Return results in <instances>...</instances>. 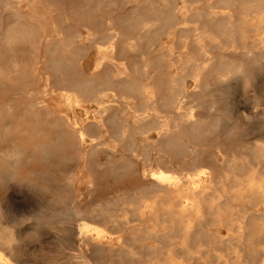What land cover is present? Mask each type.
<instances>
[{"label":"bare ground","instance_id":"6f19581e","mask_svg":"<svg viewBox=\"0 0 264 264\" xmlns=\"http://www.w3.org/2000/svg\"><path fill=\"white\" fill-rule=\"evenodd\" d=\"M8 1L4 0L0 12L3 17L0 19V97L19 92L22 97L28 96V102L20 108L23 115L12 114L16 112L12 100L0 105V113H7L0 115V145L12 143L10 148L0 149V183L6 185L18 175L24 159L46 163L53 157L67 160L66 163L71 160L77 167L82 163L89 195L95 193L102 181L111 179L120 183L119 192L111 198L80 209L78 200L73 199L77 174H72L71 169V175L66 176V189L61 186L67 191L66 199L63 195L57 199L62 205L56 219L62 238L57 239L76 238L90 244L97 256L115 258V264H264V137L245 148L248 153L245 156L223 150L232 133L224 121H233V113L221 111L220 114L217 100H211L213 94L208 88L216 83H224L226 87L228 82L238 85L252 75L247 76L248 68L259 72L264 66V12L260 11L264 0H213L206 4L208 10L217 1L237 6L238 19L234 18L232 9L222 13L198 10L191 8L194 4L191 1L182 0L181 9L185 11L182 18H201L200 24L195 22L188 29L175 28L179 23L176 0H160L162 24L147 29L145 19L134 15L135 25L146 27L141 30L146 48L161 35L174 36L181 46L174 54L163 47L155 55V66H165L157 82L148 76L147 61H125V55L137 50L136 40L142 37L131 40L122 35L124 38L120 30L113 31L112 23L98 33L86 18L80 20L81 31L66 26L60 15L58 21L65 26L58 22L48 32L44 10L36 12L31 8L28 13H22ZM144 2L152 6L151 0ZM250 38L252 42L247 45ZM24 44H30L32 55H21L18 51ZM42 45L48 72L39 89L28 91L35 66L41 59L37 55L41 54ZM91 48L97 57L92 74L83 76L80 60ZM171 69L174 71L170 74L165 72ZM187 79L192 81L190 90ZM49 90L59 100L48 98ZM185 100L194 106L186 107ZM90 106L92 118L85 122L86 118L81 116L88 114ZM69 110L73 111L70 115L66 113ZM77 110L82 115H76ZM151 133L155 140L147 136ZM21 134L28 136V142L18 140ZM138 141L142 143L139 149ZM27 143L32 146L29 153ZM117 147L129 157L115 156ZM99 154L104 155V163L97 162ZM139 156L146 167L142 172L136 169ZM95 170H101V176ZM39 174L47 175L45 171ZM135 178L144 184L125 189L124 184ZM17 182L25 187L31 183L29 179ZM67 195L72 204L67 201ZM52 203L56 202L52 200ZM116 207L122 209H117L122 212L120 215L115 214ZM127 213L147 226H135L125 236L124 224L119 219ZM76 216L84 220L74 226L71 217ZM94 220L115 229L116 246L101 242L104 229L93 224ZM145 240L151 244H142L140 252L126 243ZM10 241L8 233H0V246L6 247ZM2 249L0 264H9Z\"/></svg>","mask_w":264,"mask_h":264},{"label":"rangeland","instance_id":"374dc122","mask_svg":"<svg viewBox=\"0 0 264 264\" xmlns=\"http://www.w3.org/2000/svg\"><path fill=\"white\" fill-rule=\"evenodd\" d=\"M0 1H1L0 2L1 3L0 12H2L4 9L3 8L4 0H0ZM36 1H39V0H9L8 2L10 3V5H12L11 7L18 8L19 11L22 13H28L31 8L36 12H38V10H44L45 15H46L45 19H46L48 32L52 31L51 27L53 25L55 24L57 25V23L59 22L57 16L60 15L65 20L66 26L71 25L81 31H83V29L80 27V20L83 18L84 19L86 18V19L91 20L92 25L97 29L98 33L104 32L108 28L109 24L112 23L111 25L114 28L113 31L118 32L120 30L119 34H121V36L127 35L126 38L128 37L131 40H134L135 38L139 39L140 37H142V39H140L142 40L141 42H139L140 40L135 39L139 43L137 46V50H136L137 52L133 51V52L127 53L125 55V61L127 62H132L134 60H137L139 62L147 61V73L149 69L150 71L148 73V76L149 78H151L153 82L160 81L159 74L160 72L164 70L163 68L165 67L164 65H159V64H158L159 66L156 67L157 65L155 66V61L153 62L154 57L158 53V51H161L163 47H168V49L171 50V53L174 54L177 51H179L181 47L180 44L177 43L178 41L176 40V38L174 39V36L161 35L160 37H158L159 39L156 38L155 40H151L152 46L151 45L149 46L147 44L148 47L146 48V45L144 44L145 35L143 33L146 27H143V28L137 27L133 21L134 15L136 16V18H139V19L141 18L140 20H142V18L143 20L145 19L144 21L147 22V29L148 27L155 26L160 22H161L160 24H162L163 18L161 16L162 15L161 9L163 8H162V2L160 0H151L152 6L146 5L144 0H130V1L112 0L109 3L105 2L104 0H59V1L57 0L55 1L54 0H45V1L42 0L41 1L40 0L39 3ZM169 1L171 2L172 0H169ZM187 1H191V3H194V4H191L193 5V7L191 8H198V10L206 11L208 10L206 4L210 1L212 2L213 0H196L200 3H197L195 0H187ZM133 2L134 4H131ZM181 2L182 0L175 1V8H177V10L175 9V14L179 22L177 23L175 28L184 29L188 25L189 26L192 25L191 27H193L195 22H196L195 25H198V23L200 24L201 21H198V19L200 20L201 18L199 17L198 18L191 17V19L190 17L182 18L181 13L185 11L184 9H181ZM56 3L60 4L61 7L57 5ZM45 6H47L48 8ZM212 7L214 8L208 11L222 13L226 11H231L230 9H232L234 18L236 19L240 18V16H237L239 14V10L238 8H236L237 6H232L233 7L232 8L228 4L217 1L212 5ZM135 9L137 10L135 11ZM260 11L264 12V2L262 6L260 7ZM130 14L132 16H130ZM54 16L55 18H53ZM50 17H52L54 20ZM0 19H3L1 15H0ZM185 21L187 23H184ZM58 25L63 26V23L59 22ZM130 26L131 27L133 26V27L131 28ZM191 27H187L186 29L191 28ZM125 36H122V37L125 38ZM248 36L252 37V34ZM147 40H148V36H147ZM98 42L99 43L102 42L103 44H105L104 41H98ZM251 42H252V38H250L247 41V45H250ZM18 51L21 53V55H25V56H30L34 53V50L31 48L30 44L20 45L18 47ZM39 51L41 52V54L37 56H39L41 59L40 61H38V64H36L35 66L36 67L35 76L34 78L30 80L31 87L28 88V91L29 90L34 91L36 89H39V87H41L44 82V78H46V73L48 72V70L45 69L46 67L44 63L45 58L43 55V45L39 48ZM96 57L97 56H96L95 49L91 48L89 49L87 56H85L84 58L80 60V66L82 70L81 72L83 76H88L92 74V69H93V65H94V61ZM155 68H156V71L154 70ZM260 69L261 70L259 72H258L259 69H256L257 71L253 70L254 71L253 72L251 71V69L248 68L246 70L247 76L249 74H252L250 75V77L247 78L248 81H244L242 83L239 82L238 85H236V83L234 84L233 82H230L231 86L229 82L225 83V85L229 84L228 85L230 86L229 89L227 88L228 86L227 87L224 86V83L223 84L222 83L221 84L220 83L211 84V86L208 87L209 90L212 91L210 94H213L211 95L212 97L211 100H214V101L217 100L215 101L216 109L220 110L219 113L221 114V111L223 112L229 111L233 113V115L231 116L233 121L231 120L229 122H226V119L224 121L225 124L228 125L229 132L232 131V133H230V135L228 136L229 139L227 137L226 144L228 145H225L223 147V150H225L227 153H233L237 156H245L248 154L246 149L252 146L257 140L263 139L264 137V121H261V120H264V105H263L264 104V73H262L264 71V66ZM173 71H174L173 69L165 70V72L168 74H170ZM254 73L258 75L255 76ZM260 73H262V75H260ZM255 83H257V86ZM186 86L190 90L192 88V81L187 79ZM221 86H224V87H221ZM223 89L225 92L230 91V93L229 94H227L228 92L225 93ZM48 93H50L48 94V98H52L56 101L59 100L57 95L54 94L53 96V94L51 93V90H49ZM228 95H230L231 99L233 100H230V98L228 99L229 97ZM225 96H227V98ZM259 99L261 100V102ZM5 100H12L14 102L13 104L16 107V112L12 113L13 115H23V113H21L20 111V108L28 102V96L24 95L22 97V95L19 94V92H11L7 94L6 96L0 97V105ZM185 101H186V107L194 106L193 102H189L187 100ZM89 108L90 109L88 110V114L86 116L85 115L81 116L82 119L86 118L85 122L91 121L90 118H92L93 107L90 106ZM193 109H196V108H193ZM69 111L68 112L66 111L68 115H70L71 112H73V111H70V112ZM74 112L76 115L78 114L79 116L82 115L79 110L74 111ZM0 115H7V113L2 112L0 113ZM257 119L260 121L258 122ZM228 123H230V125ZM235 135H237V137H235ZM147 136H149L151 140H155V136L153 133ZM241 136H244V137H241ZM28 139H29L28 136L23 135V134H21L20 137L18 138L20 142H26V141L28 142ZM104 139L106 141H110L107 137H105ZM141 145L142 143L138 141L137 142L138 149L141 148ZM11 146H12V143L9 141L7 143L0 145V149L10 148ZM31 149H32L31 144L27 143L26 152L29 153ZM114 155L117 157L120 155L126 158L129 157V154L125 152L124 150H122L120 147H117V150L114 153ZM140 159H141V156H139V161H138V165H136V169L137 171L142 172L146 169V167L142 166L141 164L142 161ZM130 161L135 162V159L130 158ZM62 162H65V163H62ZM66 162L67 160L58 161V159L55 157L51 158L50 160H46V163L45 161L41 162V160L30 161L28 159H24L23 161H21V164L18 167V175L14 176L11 180H8V183L6 181L5 182V184L7 183L6 185H3L2 183H0V209H1L0 210V231H1L0 233L1 234L8 233L11 237L10 243L8 244V246H6L7 248L4 246H0V247L1 249L4 247L2 250H4L3 253H5L4 255H6L9 264H82L81 260H84L86 264H115L114 262L116 261L115 258H110L107 255H105L104 257L97 256L94 253V250L92 249L90 244L79 242L76 238L74 239L75 241L73 239L69 241L65 238H63V240L57 239V238H62L60 236L61 233H59L58 231L59 224L56 223L57 222L56 219L59 218L60 216L58 212H59V209L62 208V205L59 202H57V199L58 197H61L60 195H63V198L66 199L67 191L65 192L63 190L66 189L65 187V185H67L66 176L71 175V169H73L72 174H77L76 179L74 181L75 194L73 195V199L78 200L77 206L80 209H85L86 207H92L99 201H104L108 198H111V196L119 192V186H120V183L118 184V182H113V180L108 179L106 180V183L105 181L100 182V186L96 189L95 193L93 195H89L87 191V186H86L87 173L85 169L83 168L82 163L77 167L75 162L71 160H68V163ZM97 162L99 163L105 162V157L103 154L98 155ZM43 171H45L47 175L39 174ZM101 172H102L101 170L96 171L98 176H101L102 174ZM32 174H34L33 175L34 177L31 176ZM61 174L63 175L65 174V176L62 177ZM26 179H29L31 181L28 187L22 186L20 182H17V181L26 180ZM9 183L13 185H9ZM142 184H144L143 181H141L139 178H135L134 180H131L128 183H125L124 185L126 187L125 189H129V188H134L136 185L139 186ZM61 186L65 189H62ZM34 189H35V192H34ZM52 200L53 202H56L54 203V205L52 203ZM67 201L70 202V204H72L70 196L68 195H67ZM117 209H120V207H116V209H114V211L116 210L115 214L120 215L122 212L119 213V211H122V209H120L119 211H117ZM71 218H74L73 219L74 224L72 223L74 226L78 225L81 221L84 220L82 219V217H79V216L71 217ZM119 220L122 221L124 224L123 230H124L125 236L130 234L131 228L135 226L140 227V228L143 226L145 227L147 226L146 223L143 224L134 215H131L130 217L128 213L123 218H120ZM49 222L51 223L49 224ZM93 222H92L93 224L101 226L104 229L102 233L103 238L101 239V242L104 245L112 244L116 246L117 244L116 238L118 237V234H116L115 229L113 228L111 229L109 226L102 225V223L97 220H94ZM75 223H78V224H75ZM18 234L20 235V237ZM12 243H13V247L11 248ZM126 243H128L131 247H133L134 250L138 252L141 251V248L139 247L142 244H146V245L151 244L150 241H146V240L139 241V242L136 241L133 243L130 241H127ZM12 249H14V252ZM25 256L26 258H24Z\"/></svg>","mask_w":264,"mask_h":264}]
</instances>
